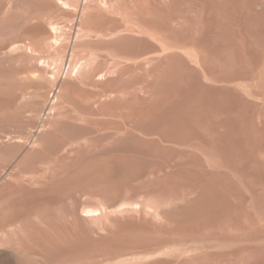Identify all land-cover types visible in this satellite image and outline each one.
I'll list each match as a JSON object with an SVG mask.
<instances>
[{
	"label": "rangeland",
	"instance_id": "obj_1",
	"mask_svg": "<svg viewBox=\"0 0 264 264\" xmlns=\"http://www.w3.org/2000/svg\"><path fill=\"white\" fill-rule=\"evenodd\" d=\"M0 264H264V0H0Z\"/></svg>",
	"mask_w": 264,
	"mask_h": 264
}]
</instances>
